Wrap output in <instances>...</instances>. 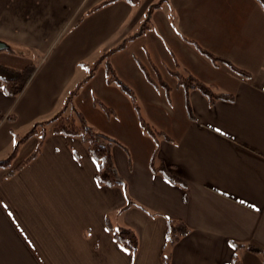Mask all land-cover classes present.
<instances>
[{"label":"crops","instance_id":"crops-1","mask_svg":"<svg viewBox=\"0 0 264 264\" xmlns=\"http://www.w3.org/2000/svg\"><path fill=\"white\" fill-rule=\"evenodd\" d=\"M103 1L0 0V41L11 49L0 52V65L20 69L37 64L19 96L10 97L0 88V160L12 152L15 135H25L35 124L54 117L76 86L79 93L84 83L94 85L96 75L87 80L88 72L80 63L91 64L125 43L111 55L110 64L138 101L149 104L151 120L146 122L167 137L159 138L156 165L164 163L185 181L186 189L151 171L155 143L144 135L138 117L128 115L126 123L118 120L101 126L87 120L123 145L113 148V157L125 188L99 185L98 165L86 145L78 138L53 134L49 125L33 161L8 175L35 151L40 133L20 146L11 168L0 169V264H163L167 253L171 264H232L234 255L242 264H264L261 255L248 250L264 251L261 4L258 0H140L136 5L118 1L91 12ZM160 1L152 15L162 10L168 14L170 35L191 64L175 60L173 65L211 85L216 93L233 94L234 100L211 104L200 91L192 90L191 118L174 77L166 81L172 88L170 101L146 79L137 61L144 63L129 50L128 43L135 40L129 37ZM183 38L228 59L250 78H241L224 64L213 65ZM98 84L113 103L109 108L125 114L130 98L118 86L120 91L113 88L107 76L104 84L101 79ZM75 100L72 97L66 113L76 109ZM170 220L183 221L190 231L167 247ZM122 228L137 234L135 255L114 237V231Z\"/></svg>","mask_w":264,"mask_h":264},{"label":"trees","instance_id":"trees-1","mask_svg":"<svg viewBox=\"0 0 264 264\" xmlns=\"http://www.w3.org/2000/svg\"><path fill=\"white\" fill-rule=\"evenodd\" d=\"M118 1H126L132 5H136L140 2V0H105L96 7H94L91 12L96 11L102 7L107 5L113 4ZM264 10V0H258ZM162 1L157 2L146 13V17L144 22L141 24L137 33L133 36L129 37L130 40L136 39L142 36L146 31L150 29V19L155 9H157L161 5ZM186 42L192 45L198 53L206 57L211 61V63L215 66L220 64L226 65L234 74L240 76L244 79L250 78V73L236 67L233 65L228 59L218 56L211 51L202 47L199 43L194 40L183 38ZM1 42V41H0ZM125 47V43H122L118 47L111 49L105 53H103L96 61L91 64L88 63H80L79 65L85 68L88 72L87 80L91 79L96 70L98 69L99 65H105V72L107 76L108 83L116 84L122 91L125 93L131 100L133 107L136 112L139 111V106L137 104V98L133 89H131L128 85L123 83L118 76L116 75L115 70L113 69L112 65L110 64V57L114 52L119 51L120 49ZM3 50H11L8 46L1 48L0 52ZM140 69L146 76V79L151 83L155 88L162 89L165 92L167 100L170 101V95L172 92V88L168 85V83L158 76V80L154 79L147 70V67L142 64L140 61H137ZM37 70V64L32 62L25 65L23 68L15 69L9 68L3 65H0V88L1 90L10 97H17L19 96L24 89L26 88L27 84L33 77L34 73ZM172 76L177 81V86L183 89L185 95V104L189 115L192 118L190 103H189V93L192 90L200 91L204 96L207 97L211 104L219 100L224 101H232L234 100L233 94H223V93H216L211 85H207L191 72L182 73L178 70H170ZM80 89L79 85L76 86L75 90L70 93L69 99L66 101V105L63 109H61L57 114L54 115L51 119L35 124L31 130H29L23 136L15 135V144L13 147L12 152L9 156L4 159L0 160V169H9L12 167V162L18 152L20 146L26 142L29 138L36 136L40 133V142L35 149V151L27 157L25 160L20 162L15 168H12L8 175L10 177L14 176L18 171L23 169L27 166L31 161H33L41 152L43 142L47 137V127L52 125L51 132L57 135H64L68 137H75L80 139L87 147L89 153L95 160L98 165V171L96 174V180L99 185L105 187H121L125 188L126 183L123 178L120 176L117 167L115 165L114 157H113V148L115 146H123L117 139L108 136L102 132H99L89 126L88 123L85 122L83 117L80 113L74 108L71 107V112L66 113L69 104H71L72 97L77 96L78 90ZM69 103V104H68ZM99 105L111 115L113 111L111 108L106 106L103 102L99 101ZM139 116V115H138ZM139 123L143 131L149 135L154 143L155 149L152 154V158L150 161V169L155 174H161L164 176L168 181L171 183L178 185L184 189H186V183L184 180L179 178L174 173L170 172L164 163L159 162L156 165V158L158 152V143L160 137H166L165 133L162 131H158L154 129L149 123H147L143 118L139 119ZM167 138V137H166ZM131 201H129V204ZM111 228V227H109ZM189 227L183 221H176L170 220L168 222V229H167V247L173 246L178 243L184 236L189 233ZM115 239L128 251L132 254H136L138 250V237L137 234L129 228H122L117 231H114ZM252 253L259 254L263 258L264 262V251L258 248L250 247L248 249ZM163 264H171V257L170 253L163 255ZM232 264H242L237 255H234L232 259Z\"/></svg>","mask_w":264,"mask_h":264},{"label":"rangeland","instance_id":"rangeland-1","mask_svg":"<svg viewBox=\"0 0 264 264\" xmlns=\"http://www.w3.org/2000/svg\"><path fill=\"white\" fill-rule=\"evenodd\" d=\"M167 17L168 14L165 13L164 15L163 10L159 13H156L154 16L152 15L150 19V29L146 31L141 37L130 41L128 43V47L129 50H132L136 57L141 59V61L147 67L148 72L154 77V79L158 80V76H161L163 80L172 82L173 76L168 69L170 67L173 68V70H177V66L173 65L175 60H178L177 62L180 61L184 63L185 66H191V64L188 60H186V58L180 55L178 48L176 47L175 42L170 35L166 23ZM167 53L170 55V57H168ZM105 68L106 67L104 63L99 65L95 73L97 78L94 82V85H91L90 83H84L81 86V90L73 103L76 107V110L80 113L85 122L87 123V120L89 119L91 122L93 121L99 126H101L102 123L106 124V122L112 124L114 121L118 120L126 123L128 120V115H131L134 119L138 117L139 119L143 118L145 121L151 120L149 104L145 103L144 101V103H140L137 97V104L138 106H141L138 112L135 111L131 100L130 105L127 108L128 111H126L125 114L123 111L115 112L113 110L114 114L108 115L105 109L99 105V101L103 102L108 107H112L113 104L106 95L101 94L100 86L98 84L100 79L104 84V79L106 77ZM105 85L108 86L106 83ZM111 86L117 90L119 89L115 84H112ZM118 91H120V89ZM143 133L146 137H150L145 132Z\"/></svg>","mask_w":264,"mask_h":264},{"label":"water","instance_id":"water-1","mask_svg":"<svg viewBox=\"0 0 264 264\" xmlns=\"http://www.w3.org/2000/svg\"><path fill=\"white\" fill-rule=\"evenodd\" d=\"M7 45L3 42H0V49L6 47Z\"/></svg>","mask_w":264,"mask_h":264}]
</instances>
